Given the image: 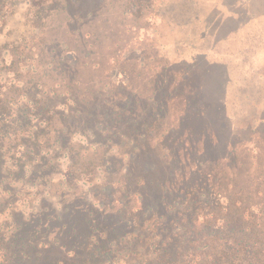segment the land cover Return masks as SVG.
I'll return each instance as SVG.
<instances>
[{
    "label": "rangeland",
    "instance_id": "1",
    "mask_svg": "<svg viewBox=\"0 0 264 264\" xmlns=\"http://www.w3.org/2000/svg\"><path fill=\"white\" fill-rule=\"evenodd\" d=\"M71 2L14 0L9 13L8 3L1 5L0 66L7 79L42 84L41 90L107 94L105 109L114 113L102 123L117 160L100 178L110 182L115 200L108 187H65L59 177L33 218L30 188L0 198V264H77L98 234L100 214L92 205L106 212L113 204L116 218L125 197L128 209L155 207L150 194L138 198V174L140 188L166 198L213 179L264 192V0ZM12 61L24 72L10 71ZM153 113L164 115L160 129L127 155L129 132ZM151 180L153 188L144 189ZM63 193L66 205L87 211L54 213L51 203L65 200Z\"/></svg>",
    "mask_w": 264,
    "mask_h": 264
},
{
    "label": "trees",
    "instance_id": "2",
    "mask_svg": "<svg viewBox=\"0 0 264 264\" xmlns=\"http://www.w3.org/2000/svg\"><path fill=\"white\" fill-rule=\"evenodd\" d=\"M68 1L70 6L72 2ZM7 3L9 13V3L14 0H0V7ZM49 5L48 10H54L53 4ZM56 8L63 7L56 3ZM11 66L14 74L24 72L18 62L12 61ZM30 69L31 73L35 71L33 66ZM41 87L42 84L30 86L23 79H7L0 66L1 200L6 202L8 196H18L30 188L31 196L36 197L29 213V218H33L35 210L44 205L42 193L51 194L50 187L59 177L65 187L81 183L108 187L114 201L112 185L102 183L100 178L101 173L110 170V161L117 160L116 154L110 153L112 140L104 136L110 131L102 123L104 115L114 113L109 107L105 109L111 104L107 94L103 99L101 94L89 98L86 93L57 94ZM162 116L163 113H153L147 123L139 122L129 132L132 147L127 155L144 148V137H152V132L160 129ZM102 147L108 150L100 154ZM138 176L134 185L142 192L138 198L144 200L150 194L152 199L148 201L155 207L148 213L146 206L128 209L130 199L125 197V211H118L116 218L113 204L108 205L106 212L92 205L100 214L99 222L94 223L99 232L95 231L98 234L87 244L86 257L77 264H264V196H259L264 195L262 190L255 193L249 187L213 179L196 187L171 190V198H166L146 193L140 188ZM149 185L153 188L152 180L149 184L146 181L144 189ZM63 195L65 199V193L60 197ZM65 202L66 199L52 202V211L60 212V216L69 208L87 211L71 201L69 205ZM161 205L171 211L161 212ZM19 214L25 216L23 211Z\"/></svg>",
    "mask_w": 264,
    "mask_h": 264
}]
</instances>
